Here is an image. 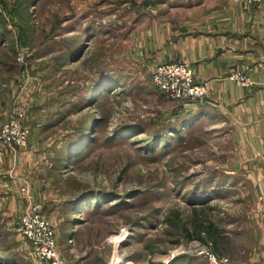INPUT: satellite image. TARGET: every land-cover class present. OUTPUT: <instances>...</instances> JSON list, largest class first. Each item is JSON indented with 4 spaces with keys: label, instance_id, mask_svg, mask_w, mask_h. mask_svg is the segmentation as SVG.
I'll list each match as a JSON object with an SVG mask.
<instances>
[{
    "label": "rangeland",
    "instance_id": "obj_1",
    "mask_svg": "<svg viewBox=\"0 0 264 264\" xmlns=\"http://www.w3.org/2000/svg\"><path fill=\"white\" fill-rule=\"evenodd\" d=\"M164 1L0 0V158L35 142V170L54 194L78 196L76 211L71 201L57 209L49 194L23 188L27 204L10 214L0 192V264L51 263L16 229L33 203L55 231L61 264H258L264 195L242 167L238 121L201 118L191 106L209 96L208 82L185 61L147 54ZM169 62L191 68L207 93L163 92L153 71ZM227 78L255 86L249 70ZM30 80L35 122L21 103ZM13 118L26 144L5 140Z\"/></svg>",
    "mask_w": 264,
    "mask_h": 264
},
{
    "label": "crops",
    "instance_id": "obj_2",
    "mask_svg": "<svg viewBox=\"0 0 264 264\" xmlns=\"http://www.w3.org/2000/svg\"><path fill=\"white\" fill-rule=\"evenodd\" d=\"M158 11L160 17L152 31L156 35L146 42L147 54L155 63L185 61L199 79L208 82L209 96L191 107L203 119L220 115L238 121L240 147L247 152L242 167L255 180L257 193L264 195V1L248 8L238 0H165ZM234 68L249 70L255 79L253 89L227 78ZM29 84L30 92L23 90L21 103L31 109L35 122V84ZM30 144L17 156L0 158V165H5L4 176L0 177L5 207L12 211L10 214L21 212L29 191L32 198L36 195L40 200L49 194L57 209L71 201L76 211L73 199L77 197L62 199L54 194L46 183V173L35 170L41 149L35 142ZM261 243L258 264H264V234Z\"/></svg>",
    "mask_w": 264,
    "mask_h": 264
},
{
    "label": "built area",
    "instance_id": "obj_3",
    "mask_svg": "<svg viewBox=\"0 0 264 264\" xmlns=\"http://www.w3.org/2000/svg\"><path fill=\"white\" fill-rule=\"evenodd\" d=\"M249 4H257L264 0H244ZM232 79L243 86L252 83L251 80L244 77L242 73H233ZM153 79L157 86L166 92L172 98L183 100L185 98H199L207 93L208 88L205 84L195 80L193 71L185 64L180 62H169L159 64L153 71ZM1 136H3L1 134ZM4 136L6 141L16 144H26L28 139V130L20 122L13 118L11 123L6 126ZM43 208L40 203L31 204L29 210L22 215L18 222L17 231L24 237H27L32 245L37 248L38 254L42 259L51 262L50 264H61L65 260L57 249V238L55 231L49 225L42 215ZM37 244V245H35Z\"/></svg>",
    "mask_w": 264,
    "mask_h": 264
},
{
    "label": "water",
    "instance_id": "obj_4",
    "mask_svg": "<svg viewBox=\"0 0 264 264\" xmlns=\"http://www.w3.org/2000/svg\"><path fill=\"white\" fill-rule=\"evenodd\" d=\"M24 54H25V57L28 56V50L27 49H24Z\"/></svg>",
    "mask_w": 264,
    "mask_h": 264
},
{
    "label": "trees",
    "instance_id": "obj_5",
    "mask_svg": "<svg viewBox=\"0 0 264 264\" xmlns=\"http://www.w3.org/2000/svg\"><path fill=\"white\" fill-rule=\"evenodd\" d=\"M77 198H78V196H77ZM77 198H76V199H77ZM82 198H83V197H82ZM80 202H81V201H80ZM80 202H79V203H80ZM75 203L77 204V201H75Z\"/></svg>",
    "mask_w": 264,
    "mask_h": 264
}]
</instances>
